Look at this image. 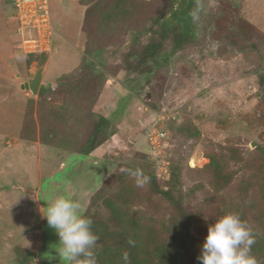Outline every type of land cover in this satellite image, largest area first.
Returning a JSON list of instances; mask_svg holds the SVG:
<instances>
[{"label": "rangeland", "instance_id": "rangeland-1", "mask_svg": "<svg viewBox=\"0 0 264 264\" xmlns=\"http://www.w3.org/2000/svg\"><path fill=\"white\" fill-rule=\"evenodd\" d=\"M115 1L50 0L53 50L27 56L16 35L13 4L1 0L0 264H64L57 254L59 237L42 215L45 207L57 196H70L84 214L99 189L120 186L124 173L125 184L136 189L134 206L155 222L179 218L182 211L201 250L208 225L226 215L223 197L232 195L230 189L214 188L207 155L218 156L233 176V193L243 177L264 176V0H196L195 40L169 67L148 77L127 74L123 66L130 51H140L150 35L134 48L128 43L132 31L156 23L170 0L130 1L111 23L115 28L103 29L101 10ZM96 49H104L101 73L86 65L87 60L97 62ZM42 68L47 69L42 87L51 88L40 98L21 85L30 80V71ZM30 99L35 104L42 100L44 107L69 108L71 117L63 116L73 128L83 115L85 129L76 135L59 119L45 118L49 131L43 144L35 105L37 133L26 135L36 139H23ZM92 112L111 119L115 129L95 155L47 145L52 139L48 132L55 129L61 139L88 138ZM190 125L200 130V138L181 134L180 128ZM161 131L167 136L153 143V133ZM235 152L246 161H231ZM175 168L183 190L181 211L160 199L152 182L138 187L129 174L135 169L157 174L165 186L164 173ZM257 227L264 235V223Z\"/></svg>", "mask_w": 264, "mask_h": 264}, {"label": "trees", "instance_id": "trees-1", "mask_svg": "<svg viewBox=\"0 0 264 264\" xmlns=\"http://www.w3.org/2000/svg\"><path fill=\"white\" fill-rule=\"evenodd\" d=\"M130 1L139 3L146 0H117L112 7L107 10L102 9L100 19L106 24L103 29H114L111 23L115 17L122 14V8H126ZM196 0H170L167 8L158 17L156 23L146 30L132 31L130 38L131 48L138 46L144 36L150 35V41L145 44L140 51L134 48L130 51L124 63V70L128 74L138 76H153L157 71L169 67L178 54L187 49L195 40L194 21L191 12L196 10ZM91 13V12H90ZM91 15V14H90ZM110 24V25H109ZM171 45L166 48L167 41ZM98 55L97 62L86 61L90 70L101 73L99 65L104 67L102 62L104 49H96ZM32 59V58H31ZM44 65V64H43ZM264 79H262V82ZM49 87V86H48ZM41 87L39 97L47 95L51 87ZM48 88V89H47ZM27 111L21 137L25 140H35V136L28 137L27 132L36 135L37 124L34 118V108L37 106V117L41 121V139L46 144L45 130L46 120H58L62 125H69L74 134H78L81 128L85 129V119L83 115L78 117V125L70 123V120L63 115L71 117L69 108H58L49 105L43 106V102L35 104L33 99L27 102ZM68 110V111H67ZM75 117V116H74ZM45 118H47L45 120ZM90 127L88 138H73L67 136L66 139L58 138L57 130H51L52 139L47 145L53 147L66 146L71 151L84 156H91L101 148L114 135L115 129L111 119L97 112L90 115ZM31 128V129H29ZM29 129V130H28ZM49 131V130H48ZM181 134L186 138L198 139L201 132L194 126L180 128ZM76 134V135H77ZM65 140V141H64ZM209 167H212L213 186L216 190L225 191L230 189L232 195L226 194L223 197L226 207V214L236 213L251 230L255 243L251 246V255L257 260V264H264V235L260 232L257 224L264 223V176L250 175L242 179L241 187L233 193L232 175L222 165L219 157L208 154ZM230 160L235 163L246 161L240 152H235ZM127 173L120 177V186L108 188L105 185L93 196L87 211L83 214L93 221L92 230L98 236L94 248L97 264H125L122 253L129 254L128 264H200L197 257L200 254L192 236V224L184 217L181 211L183 201V190L180 181V170L172 169L167 176L165 186L158 183V175H148L153 183L154 190L160 199L172 203L180 215L173 219H164L163 222L150 220L146 213L138 210L134 206L136 189L125 184ZM255 183V184H254ZM182 194V195H181ZM178 195V196H177ZM129 240L134 241L130 245Z\"/></svg>", "mask_w": 264, "mask_h": 264}, {"label": "clouds", "instance_id": "clouds-1", "mask_svg": "<svg viewBox=\"0 0 264 264\" xmlns=\"http://www.w3.org/2000/svg\"><path fill=\"white\" fill-rule=\"evenodd\" d=\"M198 20V9L190 13ZM136 185L143 187L150 177L142 170H129ZM50 228L59 237L58 256L64 264H97L94 253L98 236L92 230L93 221L83 215L82 205L70 196L60 195L52 199L42 214ZM130 245L134 241L129 240ZM255 243L251 230L236 213H229L209 224L207 235L197 260L200 264H257L251 255ZM125 264L129 262L127 251L122 253Z\"/></svg>", "mask_w": 264, "mask_h": 264}, {"label": "built area", "instance_id": "built-area-1", "mask_svg": "<svg viewBox=\"0 0 264 264\" xmlns=\"http://www.w3.org/2000/svg\"><path fill=\"white\" fill-rule=\"evenodd\" d=\"M17 18L16 35L20 40V49L25 55H49L54 46L55 27L51 16L50 0H10ZM163 131L155 132L150 139L165 138ZM155 138V141L153 140ZM167 176L170 172L164 173Z\"/></svg>", "mask_w": 264, "mask_h": 264}, {"label": "water", "instance_id": "water-1", "mask_svg": "<svg viewBox=\"0 0 264 264\" xmlns=\"http://www.w3.org/2000/svg\"><path fill=\"white\" fill-rule=\"evenodd\" d=\"M43 71L44 69L42 68L38 71V73L32 74L30 77V81L24 83L21 88L23 90L31 91L34 95H38L41 86Z\"/></svg>", "mask_w": 264, "mask_h": 264}, {"label": "crops", "instance_id": "crops-1", "mask_svg": "<svg viewBox=\"0 0 264 264\" xmlns=\"http://www.w3.org/2000/svg\"><path fill=\"white\" fill-rule=\"evenodd\" d=\"M2 10H3V9H2V2H1V0H0V11H2ZM1 16H2V14H1V12H0V17H1ZM43 69H44V71H43V74H42V81H41V86H40V88L42 87V83H43V81L46 79V76H47V75H46V73H47V69H46V68H43ZM31 75H32V73H31V71H30V77H31ZM29 81H30V80H29ZM29 81H28V82H29ZM21 86H22V85H21ZM39 90H40V89H39ZM106 143H107V142H106ZM106 143H105V144H106ZM105 144H104V145H105ZM104 145H103V146H104ZM99 149H100V148H99ZM97 150H98V149H97ZM97 150H96V151H97ZM96 151L94 152L93 155H95ZM93 155H91V156H93ZM91 156H90V157H91Z\"/></svg>", "mask_w": 264, "mask_h": 264}, {"label": "bare ground", "instance_id": "bare-ground-1", "mask_svg": "<svg viewBox=\"0 0 264 264\" xmlns=\"http://www.w3.org/2000/svg\"><path fill=\"white\" fill-rule=\"evenodd\" d=\"M195 162H193V165H194Z\"/></svg>", "mask_w": 264, "mask_h": 264}]
</instances>
